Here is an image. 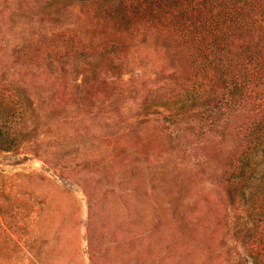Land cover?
Returning a JSON list of instances; mask_svg holds the SVG:
<instances>
[{
	"label": "rangeland",
	"instance_id": "374dc122",
	"mask_svg": "<svg viewBox=\"0 0 264 264\" xmlns=\"http://www.w3.org/2000/svg\"><path fill=\"white\" fill-rule=\"evenodd\" d=\"M44 1L0 0V85L29 98L19 144L0 149V264H92L88 246L99 264H249L225 163L252 114L230 109L197 135L144 110L176 84L155 31L118 61L92 49L85 67L36 64L62 30L101 35L80 0Z\"/></svg>",
	"mask_w": 264,
	"mask_h": 264
},
{
	"label": "trees",
	"instance_id": "16d2710c",
	"mask_svg": "<svg viewBox=\"0 0 264 264\" xmlns=\"http://www.w3.org/2000/svg\"><path fill=\"white\" fill-rule=\"evenodd\" d=\"M78 7L94 30L100 27L97 40L84 44L78 32L62 30L29 59L61 60L62 69L74 61L79 68L95 49L118 61L139 33L155 31L175 61L170 77L176 84L147 98L144 110L163 114L181 134L197 135L222 122L230 109L252 114L240 148L226 160L225 183L232 204L242 210L231 222L232 234L252 243L249 264H264V0H80ZM21 93L0 87V149L16 147L23 136L29 98ZM88 250L91 263L99 264L94 248Z\"/></svg>",
	"mask_w": 264,
	"mask_h": 264
}]
</instances>
